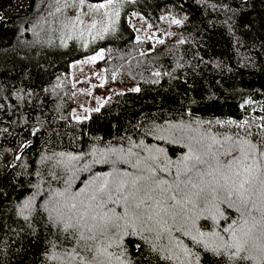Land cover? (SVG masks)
I'll list each match as a JSON object with an SVG mask.
<instances>
[{"label": "trees", "instance_id": "16d2710c", "mask_svg": "<svg viewBox=\"0 0 264 264\" xmlns=\"http://www.w3.org/2000/svg\"><path fill=\"white\" fill-rule=\"evenodd\" d=\"M183 1L114 0L85 36L60 0H0V264H264L241 232L264 238V0ZM99 49L139 90L75 119L70 65Z\"/></svg>", "mask_w": 264, "mask_h": 264}, {"label": "rangeland", "instance_id": "374dc122", "mask_svg": "<svg viewBox=\"0 0 264 264\" xmlns=\"http://www.w3.org/2000/svg\"><path fill=\"white\" fill-rule=\"evenodd\" d=\"M62 3V18L64 21V28L68 31L75 30V32L83 33L85 36H93L103 33L110 28L115 19V7L111 2H102V0H60ZM103 4L104 7H99ZM169 29L165 32L163 39L179 40L181 38V29L179 22L173 16H167ZM134 25L138 29V40H157L159 38L157 31H155L145 20L139 16H135ZM105 57L104 49H99L95 53L80 59L74 60L70 65V73L73 82V117L75 119H84L90 116L91 112L98 110L109 98L128 91L139 90V85L134 83L107 82V73L104 64L102 63ZM193 136V135H192ZM96 158H104L103 153H96L93 156V161ZM59 159V164L64 163V169L68 177V189L72 186L77 172H79L83 165L80 164L82 156H71ZM186 162L182 163L184 167ZM238 171V170H237ZM236 176V173H232ZM66 189V190H68ZM40 190H46L42 187ZM51 193H57L54 189ZM28 204V202H27ZM264 218V217H263ZM209 222L204 221L203 226L208 227ZM243 238H257V246H246L257 253L264 250L260 246V241H264L261 235L250 234L248 231H241ZM243 245V249L245 247ZM255 257L256 254H252ZM189 258V256H187Z\"/></svg>", "mask_w": 264, "mask_h": 264}, {"label": "snow or ice", "instance_id": "6c2138e0", "mask_svg": "<svg viewBox=\"0 0 264 264\" xmlns=\"http://www.w3.org/2000/svg\"><path fill=\"white\" fill-rule=\"evenodd\" d=\"M108 2L110 3L111 0H108ZM99 7H104V5L101 4V5H99ZM262 147H264V145H262ZM241 152H242L243 160H244V161L249 160V155H250V154H249V153H245L243 148L241 149ZM228 154H230V152H229ZM261 155L264 156V152H262ZM252 159H253V161L255 160V156H254V155H252ZM234 160H235V162H236L237 164H240V163H241L240 158H234ZM230 163H232V162H230ZM242 167H243V172L246 173V174L248 175V179H245V180L240 184V187H241V188L244 187V184H248V183H250L251 179L253 178V177H252V164H248L247 166H242ZM236 174H237V175H240L241 173H240V171H237ZM136 207L139 208L140 205H137ZM148 219H151V217H148ZM201 235H203V234H201ZM193 240H195V237H193ZM206 247H207V246H206ZM214 251H215V250H214ZM188 254L190 255L191 253H188ZM245 259H247V257H245Z\"/></svg>", "mask_w": 264, "mask_h": 264}, {"label": "water", "instance_id": "95a60500", "mask_svg": "<svg viewBox=\"0 0 264 264\" xmlns=\"http://www.w3.org/2000/svg\"><path fill=\"white\" fill-rule=\"evenodd\" d=\"M181 2H182V4H183V5H185V6H186V3H185L183 0H181Z\"/></svg>", "mask_w": 264, "mask_h": 264}]
</instances>
